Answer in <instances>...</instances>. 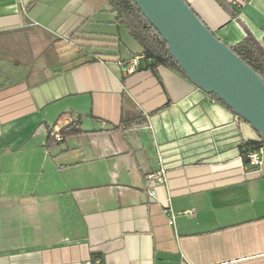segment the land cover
Instances as JSON below:
<instances>
[{"label": "crops", "instance_id": "crops-1", "mask_svg": "<svg viewBox=\"0 0 264 264\" xmlns=\"http://www.w3.org/2000/svg\"><path fill=\"white\" fill-rule=\"evenodd\" d=\"M186 1L264 42V0ZM129 35L109 0H0V264H264L261 136L170 66L125 74Z\"/></svg>", "mask_w": 264, "mask_h": 264}, {"label": "water", "instance_id": "water-1", "mask_svg": "<svg viewBox=\"0 0 264 264\" xmlns=\"http://www.w3.org/2000/svg\"><path fill=\"white\" fill-rule=\"evenodd\" d=\"M186 77L264 138V79L219 39L186 0H133Z\"/></svg>", "mask_w": 264, "mask_h": 264}, {"label": "trees", "instance_id": "trees-1", "mask_svg": "<svg viewBox=\"0 0 264 264\" xmlns=\"http://www.w3.org/2000/svg\"><path fill=\"white\" fill-rule=\"evenodd\" d=\"M122 22L127 26L130 34L138 41L145 54L141 68L156 72L159 65L170 66L183 75L184 71L178 65L168 50V45L160 33L154 28L133 0H109ZM233 51L255 69L264 79V42L257 41L248 34L242 41L231 46ZM186 76V75H185ZM215 96L214 94H212ZM217 98V96H215ZM80 123H73L62 128V135L81 132ZM264 143L260 141H245L240 145L241 156L248 163L247 153Z\"/></svg>", "mask_w": 264, "mask_h": 264}, {"label": "built area", "instance_id": "built-area-1", "mask_svg": "<svg viewBox=\"0 0 264 264\" xmlns=\"http://www.w3.org/2000/svg\"><path fill=\"white\" fill-rule=\"evenodd\" d=\"M145 54L139 53L131 56L125 63L123 72L125 74H132L137 70L141 69V66L145 60ZM239 117V116H238ZM240 118V117H239ZM63 123L57 122L52 125L49 131V136L54 140L60 142L63 140L62 128ZM261 142V140H259ZM248 164L254 167L255 172H260L264 163V143L260 144L256 149L251 150L247 153ZM161 163L162 159L160 158ZM168 172L166 167L161 164L158 171L148 174L145 177V187L151 200L158 199V189L160 186L167 181Z\"/></svg>", "mask_w": 264, "mask_h": 264}, {"label": "rangeland", "instance_id": "rangeland-1", "mask_svg": "<svg viewBox=\"0 0 264 264\" xmlns=\"http://www.w3.org/2000/svg\"><path fill=\"white\" fill-rule=\"evenodd\" d=\"M126 43H128L130 45V47L134 46V47H136L138 49H141V47H140L139 43L136 41V39L134 37L130 36V35H129L128 40H127Z\"/></svg>", "mask_w": 264, "mask_h": 264}]
</instances>
